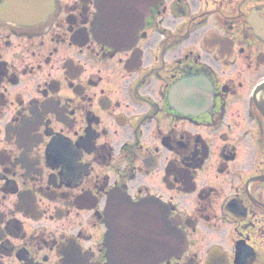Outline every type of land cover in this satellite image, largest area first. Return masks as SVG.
I'll use <instances>...</instances> for the list:
<instances>
[{"label":"flooded vegetation","instance_id":"af4514ba","mask_svg":"<svg viewBox=\"0 0 264 264\" xmlns=\"http://www.w3.org/2000/svg\"><path fill=\"white\" fill-rule=\"evenodd\" d=\"M101 13L0 14V264L124 259L114 191L166 204L180 237L161 264H264V0L147 4L121 45ZM182 80L209 84L204 110L176 107Z\"/></svg>","mask_w":264,"mask_h":264},{"label":"water","instance_id":"95a60500","mask_svg":"<svg viewBox=\"0 0 264 264\" xmlns=\"http://www.w3.org/2000/svg\"><path fill=\"white\" fill-rule=\"evenodd\" d=\"M45 2H43L42 0H5V2L2 4L1 7V12L2 13H7L11 10H19L26 12L27 10L32 12L35 9H40L42 10L41 12L44 11L45 6L48 4V0H44ZM157 1V0H154ZM26 14V13H24ZM36 15L38 13H35ZM125 202L127 203V205H131L128 201L125 200ZM117 205H126L124 202H119L117 203L116 201H114L111 206V213H119V210H117L116 206ZM148 205H155V203H151V202H144L142 204H134V206H148ZM162 210H160L161 212ZM161 222V220H159V223ZM110 227L112 228L111 230V239L114 238V240H118V241H123L125 239H127L128 242H134L136 244H140L141 240L135 236L133 234V232L129 233L127 232V228H124V226L119 224V220H113L110 224ZM164 229V227H163ZM125 238V239H124ZM166 240V239H165ZM164 239L160 238V241H165ZM123 264H136L134 261L131 260H125Z\"/></svg>","mask_w":264,"mask_h":264}]
</instances>
